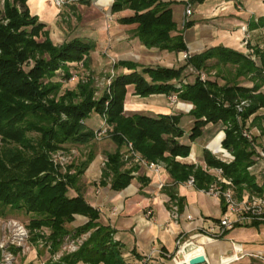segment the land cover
<instances>
[{
	"label": "trees",
	"instance_id": "1",
	"mask_svg": "<svg viewBox=\"0 0 264 264\" xmlns=\"http://www.w3.org/2000/svg\"><path fill=\"white\" fill-rule=\"evenodd\" d=\"M170 4L162 0H112L110 9L111 13L126 9L131 12L116 21L136 24L134 36L144 46L186 51L183 36L172 20ZM263 24L264 16L253 26ZM45 26L30 14L27 0H4L0 10V217L7 218L11 212L29 216L27 226L31 232L47 229L51 252L59 248L65 235L92 229L75 253L47 264H126L120 244L113 240V230L98 221V210L77 188L94 157L93 148L89 147L80 162L64 167L53 160L54 153L65 145L91 146L97 128L87 125L85 119L92 112L109 125V137L116 145L114 152L105 155L100 184L108 181L115 191L129 184L131 172L138 165L123 168L130 161L123 160L120 150L128 143L142 159L165 162L176 182L186 180L190 174L198 189H206L213 182L200 168L174 160L190 151L188 144L179 141L184 136L180 114H124L127 85H132L134 94L141 97L175 95L177 100L192 104L189 115L193 122L187 136L190 141L200 137L207 124H220L224 132L221 146L231 153L232 160L223 161L204 149V162L220 168L239 196L243 190L264 193L263 186L248 170L255 164L254 138L252 142L242 134L255 127L264 135V93L260 90L264 83L263 49L253 48L254 60L243 52L212 46L190 55L176 68L140 66L137 70L136 63L119 61L114 67H125L130 72L113 74L96 98L90 79L77 81L74 89L61 92L62 83L71 77L70 64L80 62L87 66L94 44L77 37L55 44ZM188 68L196 72L192 81L185 79ZM212 70L213 78H200L201 72ZM240 78L251 80V87L241 85ZM243 100L248 105L238 111L236 105ZM71 169L74 173H70ZM71 189L75 195L70 194ZM75 215H82L87 221L68 229L67 224ZM257 224L260 223L236 226Z\"/></svg>",
	"mask_w": 264,
	"mask_h": 264
},
{
	"label": "crops",
	"instance_id": "2",
	"mask_svg": "<svg viewBox=\"0 0 264 264\" xmlns=\"http://www.w3.org/2000/svg\"><path fill=\"white\" fill-rule=\"evenodd\" d=\"M171 2L172 20L176 30L179 31L186 45V51L190 55L199 53L212 46L228 47L256 59L251 49V40L256 47L264 50V24L253 26L251 19L264 16L263 0H204L200 3H191L189 0H162ZM112 0H94L91 10L93 14L86 22L91 23L93 35L91 42L94 44L93 54L98 48H107L108 55L115 63L119 61H130L140 66H161L176 68L184 63L181 58L183 52H169L156 47H146L134 36L136 24H120L116 19L121 15L131 12L123 10L111 13ZM77 5V4H75ZM27 7L31 15H36L45 25L51 23L58 9L49 4L48 0H27ZM190 7L191 14L185 16V9ZM103 12L114 16L112 23L105 24L101 19ZM189 23L188 26H184ZM107 26V25H106ZM46 27V26H45ZM245 27V30L242 29ZM48 31V29H46ZM49 32V31H48ZM50 36V33H49ZM51 38V37H50ZM90 40V39H89ZM253 44V43H252ZM90 56V53H89ZM112 70L118 73H128L125 67H114ZM192 70L188 68L185 73L188 81H191L189 74ZM222 82L221 80L219 81ZM240 84L251 87V80L240 78ZM264 93V83L260 89ZM171 95L151 94L145 97L134 94L132 85L126 86V94L123 104L125 115L142 113L148 116L180 114V127L184 130V136L180 142L190 146L189 154L186 156L174 157L175 162L185 165H192L200 168L203 172L214 176L210 166L203 160V151L207 149L214 157L223 161H231V153L221 146L224 132L220 124H207L202 128V134L194 141L187 136L190 132L193 119L189 115L192 104L177 100L172 103L169 100ZM251 116L247 123H249ZM183 123L188 130L183 128ZM91 127V126H90ZM99 126L92 127L93 129ZM254 135L256 145H261L264 135L260 134L258 128L249 130ZM200 139L199 143L195 141ZM112 151L98 152L94 150V157L88 164L77 185L83 198L99 212L98 221L102 225L109 226L113 230V240L121 246L122 257L126 264H131L143 256L150 254L149 264H171L172 256L176 250L175 240L180 236L185 237L199 233L216 222L223 213V202L220 198L208 196L194 186H187L186 180H174L165 162L160 161L163 167L159 173L139 163H125L123 168L132 164L138 165L137 170L131 172L129 184L115 191L110 184H100L101 170L104 166L106 153ZM127 148L124 146L120 152L124 155ZM254 159L256 150L253 145ZM254 175L255 181L264 188V163L255 162L248 168ZM194 178V177H193ZM212 182V183H213ZM243 194H250L243 190ZM71 195L76 191L71 189ZM176 201L177 217H171V206ZM113 210L115 211L113 213ZM190 216V219L187 216ZM87 218L82 215H75L71 222L72 227L83 225ZM263 224L254 225L259 229ZM251 227V226H245ZM229 230L226 235L212 243H202L204 255L208 264H218L220 255L228 254L231 251L232 243H239L244 253L257 252L264 254V248L251 249L250 244L234 240ZM250 257V256H245ZM77 264H84L78 262ZM174 264V263H173Z\"/></svg>",
	"mask_w": 264,
	"mask_h": 264
},
{
	"label": "rangeland",
	"instance_id": "3",
	"mask_svg": "<svg viewBox=\"0 0 264 264\" xmlns=\"http://www.w3.org/2000/svg\"><path fill=\"white\" fill-rule=\"evenodd\" d=\"M9 1L12 2V0ZM93 1L94 0H71L60 8L56 7L58 12L55 13L56 15H54L53 19H51V23L47 24L45 27V29H48L50 37L55 44H61L66 40L76 37L86 40L90 39L89 41L93 39L91 38L93 35V31L91 30L92 25L91 23L86 22L93 14V10H91L90 7L93 5ZM48 3L53 5L51 0H48ZM3 4L4 0H0L1 11L3 10ZM101 19L103 20L106 28L108 27V24L112 23L114 16L103 12ZM251 22L256 23L257 20L252 18ZM254 43L255 42L251 40V49L256 47ZM113 62L115 63L116 60H113L108 55L107 48H105V46L98 48L94 54L93 51L90 52V56L86 62L87 66H83V64L80 62L70 64L71 77H74V79H71L70 77L67 81L63 82L61 92H63L65 89H74L77 81L85 82L90 79L92 80V85L95 88L94 97L98 98L106 89L110 78L115 73L111 69ZM201 73L204 74L205 78H213L215 71H203ZM195 75L196 72H190V78L188 79L192 81ZM85 123L91 127L100 126L103 123V117L92 112L89 117L85 119ZM221 127L222 126L220 125V128ZM183 128L188 130V127L185 125V123H183ZM199 141L200 139L196 140L195 142L199 143ZM114 145L115 144L111 141L109 134L107 133L101 139L93 140L91 146L85 147L77 145H65V148L57 150L54 155H73L71 162H66L67 165L73 162H80L82 159H84L89 147L94 148V150L98 152H103L112 151L114 149ZM56 159L62 160L59 157ZM123 160L130 161L129 163H134V161L130 158L125 160L124 156ZM69 171L70 173H74L73 169ZM6 217L7 218L0 217V243L1 241L7 240L3 246V249H0V264H3L2 259L4 257H9L11 264H47L59 261L63 256L75 253L81 247L83 242L86 241L92 231L91 229L79 235H74L72 233L65 235L59 245V248L56 251L51 252V244L47 240V229H43V231L35 230L34 232H31L27 226L29 216L24 215L22 212H11ZM8 219H15L23 225L27 233V249H24V246H18L9 243L10 240L8 239V235H10V232H12V226H8ZM67 228H72L71 223L67 224ZM230 230L231 236L234 238V240L244 244L251 243V249H257L259 247L264 248V224L259 226V229L255 226H236ZM231 264H264V260L255 257H244Z\"/></svg>",
	"mask_w": 264,
	"mask_h": 264
},
{
	"label": "built area",
	"instance_id": "4",
	"mask_svg": "<svg viewBox=\"0 0 264 264\" xmlns=\"http://www.w3.org/2000/svg\"><path fill=\"white\" fill-rule=\"evenodd\" d=\"M69 1L71 0H51L52 4L57 8H60ZM190 14H191L190 7H187L185 9V16H188ZM242 29L245 30V27H242ZM189 56L190 54L185 51L181 53V58L183 60H186ZM200 78L205 79L203 73H200ZM71 79H74V77L73 78L71 77ZM169 100L172 103L177 102V98L175 95H171L169 97ZM246 105H248V102L243 100L236 105V108L238 111H241L243 107ZM109 131H110L109 125H107L105 120L103 119V123L94 131V139L97 140L101 139L107 133L109 134ZM242 134L248 140L251 141L253 140L254 135L249 130H244ZM254 147L256 150L255 162L264 163V140L262 141L261 145H256L255 143ZM126 148L127 150L124 154L125 160L130 158L135 163L144 165L147 168L152 169L156 173H159L161 171L163 167V164L161 162H149L142 159L139 154L133 151L130 143L127 144ZM58 157L61 158L62 160L56 159ZM72 158L73 155L71 154L67 156H65L64 154L59 156L53 155L54 162L58 163L60 166L63 167L64 165H66V162H71ZM210 170L215 178L214 182L211 183L208 186V188L202 189V192L208 196L222 199L224 204L223 213L216 222H214L213 224H211L206 228H202L199 231V233L187 237H185L184 235H180L175 240L176 250L172 256V261L174 264H180L182 261H184V256L182 253V248L184 246L192 245L196 247H202V244H198L196 242L197 239L201 240L202 243H206L204 239H206V241L209 242H214L223 238L225 236L224 235L225 231L232 229L236 225H250L254 222L264 224V193L243 194L240 198H238L235 193V186L233 185L232 181L229 178L223 176L222 170L216 167H212ZM185 184L187 186H194L195 185L194 178L192 176L189 177L185 181ZM177 210L178 209H177L176 201H174V203L171 206V213H170L171 217L176 218L178 216ZM114 212L115 211L113 210V213ZM187 218L190 219V216L188 215ZM8 220H9L8 226H12V232H10V235H8V239L10 240L9 243L18 246L21 245L24 246V249H27L26 248L27 233L23 225L15 219H8ZM6 242L7 240L1 241L0 249H3V246ZM152 252L153 251H151L150 254L143 256L142 258L136 260L131 264H149ZM203 255H204V251H203ZM192 256L195 255H190L189 257ZM245 256L260 258L264 260V254L257 252L244 253L241 244L232 243L231 251L228 254L220 255L218 258V264H231L235 261H238L239 259L244 258ZM9 260H10L9 257H4L2 259V262L3 264H11V261ZM205 261L206 264H208L206 257H205Z\"/></svg>",
	"mask_w": 264,
	"mask_h": 264
},
{
	"label": "bare ground",
	"instance_id": "5",
	"mask_svg": "<svg viewBox=\"0 0 264 264\" xmlns=\"http://www.w3.org/2000/svg\"><path fill=\"white\" fill-rule=\"evenodd\" d=\"M204 241L206 243H212V242L206 241V239H204ZM203 251L204 250H203L202 247H196V246H192V245L184 246L182 248V253H183V256H184V261H187L190 255H202L203 254Z\"/></svg>",
	"mask_w": 264,
	"mask_h": 264
},
{
	"label": "water",
	"instance_id": "6",
	"mask_svg": "<svg viewBox=\"0 0 264 264\" xmlns=\"http://www.w3.org/2000/svg\"><path fill=\"white\" fill-rule=\"evenodd\" d=\"M180 264H206V261L202 254L189 257L187 261H182Z\"/></svg>",
	"mask_w": 264,
	"mask_h": 264
}]
</instances>
